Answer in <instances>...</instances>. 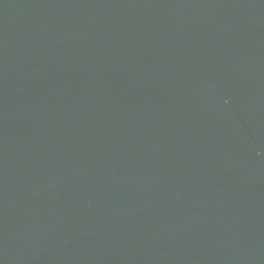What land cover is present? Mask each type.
Masks as SVG:
<instances>
[{
    "label": "water",
    "instance_id": "water-1",
    "mask_svg": "<svg viewBox=\"0 0 264 264\" xmlns=\"http://www.w3.org/2000/svg\"><path fill=\"white\" fill-rule=\"evenodd\" d=\"M0 264H264V0H0Z\"/></svg>",
    "mask_w": 264,
    "mask_h": 264
}]
</instances>
